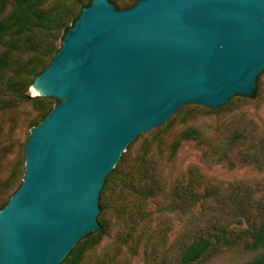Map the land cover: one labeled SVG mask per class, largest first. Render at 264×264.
<instances>
[{"label": "water", "instance_id": "1", "mask_svg": "<svg viewBox=\"0 0 264 264\" xmlns=\"http://www.w3.org/2000/svg\"><path fill=\"white\" fill-rule=\"evenodd\" d=\"M264 73V0L83 6L31 83L55 105L0 209V264H62L98 232L100 195L129 146L182 107L251 98Z\"/></svg>", "mask_w": 264, "mask_h": 264}, {"label": "rangeland", "instance_id": "2", "mask_svg": "<svg viewBox=\"0 0 264 264\" xmlns=\"http://www.w3.org/2000/svg\"><path fill=\"white\" fill-rule=\"evenodd\" d=\"M87 1L45 0L42 4L66 16V27L70 28ZM109 1L121 10L137 0ZM64 29L35 33L33 44L23 47L17 63L0 78L1 205L21 184L24 150L31 130L59 103L53 98L33 97L31 83L59 49ZM25 96L36 99H23ZM191 129L199 131L200 137L184 139L183 134ZM147 149L164 195L148 203L143 212L145 219L134 235L128 241L121 240L123 225L117 223L111 207L118 199L120 179ZM112 174L114 189L107 191L109 179L100 195L98 223L105 231L80 241L82 244L94 237L95 244L86 247L79 264H163L176 257L178 239L195 234L207 223L217 221L230 227L241 223V227H247L248 218L256 217L259 208H264V73L259 75L251 98L234 97L217 110L197 105L182 107L167 123L133 142ZM178 185L186 191L188 201L181 211L170 212L169 194ZM161 230L167 231L165 240L158 233ZM156 243L158 249L153 252ZM259 253L234 246L222 249L202 264H245Z\"/></svg>", "mask_w": 264, "mask_h": 264}, {"label": "trees", "instance_id": "3", "mask_svg": "<svg viewBox=\"0 0 264 264\" xmlns=\"http://www.w3.org/2000/svg\"><path fill=\"white\" fill-rule=\"evenodd\" d=\"M44 1L0 0V48H4L0 52V78L17 63L23 53V47L27 43L33 44L32 38L35 33L45 34L65 27V35L68 29L66 27L67 22H65L66 16L55 13V10L43 8L42 3ZM91 1L88 0L85 5H81L79 14L83 6H88ZM79 14L72 20V25ZM23 99L34 100L36 98L25 96ZM183 137L184 139H197L200 134L199 131L191 129L186 131ZM117 167L118 165L114 171H116ZM112 173L106 179V182L110 179L106 188L108 192L114 189V182H111ZM161 194L162 196L164 195L163 186L158 179L153 156L147 149L142 153L132 170L120 179L118 183V199L113 206L111 205L117 223L123 225L119 233L121 240L128 241L134 235L139 224L145 219L143 212L146 206ZM186 194V191L180 185L172 189L169 194L170 209L168 210L176 213L181 211L188 201ZM11 196L12 194L7 200ZM103 196H105V193ZM108 196L106 194V198ZM7 200L2 205L0 204V209L6 206ZM247 221L249 224L244 228L241 227V223H237L233 227L228 224L222 225L217 221L207 223L202 228L197 229L195 234H186L185 240L182 238L178 239L175 243L176 257L163 264H202L222 249L234 246H242L245 251L250 252L260 251L259 255L245 264H264V208H259L258 215L253 218L249 217ZM104 231L103 227L100 228V234ZM143 233L144 230L141 231V234ZM158 233H161V237L165 240L167 231L161 230ZM94 241V237L84 241L82 244L79 241L77 247L72 250L64 262L69 261L70 257L69 264H79L86 247L94 245ZM152 248L154 249L153 252H156L158 244H153Z\"/></svg>", "mask_w": 264, "mask_h": 264}, {"label": "bare ground", "instance_id": "4", "mask_svg": "<svg viewBox=\"0 0 264 264\" xmlns=\"http://www.w3.org/2000/svg\"><path fill=\"white\" fill-rule=\"evenodd\" d=\"M34 93V92H33ZM35 94V93H34Z\"/></svg>", "mask_w": 264, "mask_h": 264}]
</instances>
